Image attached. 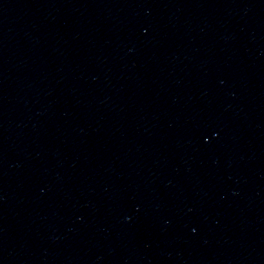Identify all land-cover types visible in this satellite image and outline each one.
Wrapping results in <instances>:
<instances>
[{
    "label": "water",
    "instance_id": "water-1",
    "mask_svg": "<svg viewBox=\"0 0 264 264\" xmlns=\"http://www.w3.org/2000/svg\"><path fill=\"white\" fill-rule=\"evenodd\" d=\"M0 264H264V0H7Z\"/></svg>",
    "mask_w": 264,
    "mask_h": 264
}]
</instances>
